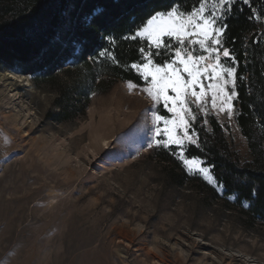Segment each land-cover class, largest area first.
I'll use <instances>...</instances> for the list:
<instances>
[{
  "label": "rangeland",
  "instance_id": "obj_1",
  "mask_svg": "<svg viewBox=\"0 0 264 264\" xmlns=\"http://www.w3.org/2000/svg\"><path fill=\"white\" fill-rule=\"evenodd\" d=\"M76 65L68 59L41 86L39 73L0 70V262L264 264V221L247 219L223 186L187 173L171 151L147 147L146 94L123 80L96 91ZM236 108L231 121L209 112L194 127L207 136L215 120L245 164L253 157Z\"/></svg>",
  "mask_w": 264,
  "mask_h": 264
},
{
  "label": "trees",
  "instance_id": "obj_2",
  "mask_svg": "<svg viewBox=\"0 0 264 264\" xmlns=\"http://www.w3.org/2000/svg\"><path fill=\"white\" fill-rule=\"evenodd\" d=\"M173 4L185 10L198 6V0H0V70L39 73L34 81L41 86L44 79L55 80L56 70L72 59L76 69L88 74L96 91L119 80L141 84L137 74L126 66L141 61L139 49L147 46L146 41L126 37L134 35L149 14L167 10ZM251 9L264 13V0L236 4L227 20L225 46L234 50L240 62L237 121L253 160L242 164L232 155L215 120L210 135L200 130L201 147L191 146L188 153L213 166V175L223 186L225 197H234L247 219L264 221V16L260 20L249 18ZM108 36L115 42L105 39ZM76 45L82 48L80 54H75ZM105 48L115 55L119 66L98 58ZM83 97L84 109L90 98ZM66 106L59 104L60 113L53 115L55 121H62ZM163 157L165 161L171 159ZM173 175L179 178V174ZM254 189L258 195H252Z\"/></svg>",
  "mask_w": 264,
  "mask_h": 264
},
{
  "label": "snow or ice",
  "instance_id": "obj_3",
  "mask_svg": "<svg viewBox=\"0 0 264 264\" xmlns=\"http://www.w3.org/2000/svg\"><path fill=\"white\" fill-rule=\"evenodd\" d=\"M250 2L198 0V6L185 10L173 4L167 10L149 14L134 35L126 37L139 38L147 45L139 49L141 61L126 66L143 81L140 84L127 80L128 92H142L151 101L152 128L147 147L171 151L187 173L198 175L211 185L218 184L213 166H205L200 156L189 157L187 149L201 147L199 132L194 127L201 116L214 112L229 121L236 116L238 81L242 77L234 50L225 46L227 20L237 3ZM262 16L264 13L251 9L249 18L260 20ZM105 39L115 42L111 36ZM159 57L164 58L158 62ZM98 58L118 66L120 63L107 48L98 53ZM158 105L167 114H161ZM207 124L205 119L204 126ZM252 195H258V190L254 189Z\"/></svg>",
  "mask_w": 264,
  "mask_h": 264
}]
</instances>
